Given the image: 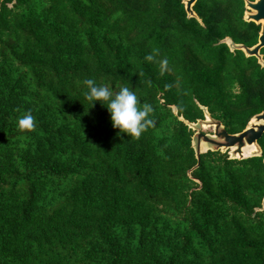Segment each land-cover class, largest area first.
<instances>
[{
	"label": "trees",
	"instance_id": "1",
	"mask_svg": "<svg viewBox=\"0 0 264 264\" xmlns=\"http://www.w3.org/2000/svg\"><path fill=\"white\" fill-rule=\"evenodd\" d=\"M193 9L0 0V264H264V134L260 156L198 160L180 119L205 106L239 133L264 111V65L224 41L252 47L261 24L246 0ZM86 79L132 88L153 124L120 133Z\"/></svg>",
	"mask_w": 264,
	"mask_h": 264
},
{
	"label": "water",
	"instance_id": "2",
	"mask_svg": "<svg viewBox=\"0 0 264 264\" xmlns=\"http://www.w3.org/2000/svg\"><path fill=\"white\" fill-rule=\"evenodd\" d=\"M197 0H184L186 10L189 16L198 17L197 13L193 9ZM247 8H251L252 11L245 13V19L248 21H254L262 25L259 42L253 46L248 47L243 44H237L233 40L229 39V45L232 49H241L248 56L254 55L258 57L259 62L264 65L263 55L260 50L264 47V0H246ZM205 112V118L199 119L196 122L186 120L183 116L180 119L185 121L195 133L193 135L192 144L196 151V156L200 160V156L203 152L208 150H221L222 152L229 151L231 158L243 159L251 156L262 155V148L259 144V139L264 134V111L256 114L248 123L247 127L239 133H230L224 126L221 120L213 118L208 108L202 106ZM176 112V107H174ZM255 119L259 121V124L252 123ZM256 124V125H255ZM214 127V133L203 132L204 128ZM248 145H256V149L249 155L244 153V148ZM199 164L194 166L189 172L195 169Z\"/></svg>",
	"mask_w": 264,
	"mask_h": 264
},
{
	"label": "clouds",
	"instance_id": "3",
	"mask_svg": "<svg viewBox=\"0 0 264 264\" xmlns=\"http://www.w3.org/2000/svg\"><path fill=\"white\" fill-rule=\"evenodd\" d=\"M147 61H153L154 56L149 54L145 57ZM167 61H162V68ZM83 97L91 107L99 102L110 114V121L113 128L119 129L120 133L127 134L132 138H139L152 124L150 114L153 108L150 104L140 105L137 94L132 88L122 86L113 90L105 85L97 84L94 79L84 80ZM17 128L20 131H30L34 128V118L30 112L17 120Z\"/></svg>",
	"mask_w": 264,
	"mask_h": 264
},
{
	"label": "rangeland",
	"instance_id": "4",
	"mask_svg": "<svg viewBox=\"0 0 264 264\" xmlns=\"http://www.w3.org/2000/svg\"><path fill=\"white\" fill-rule=\"evenodd\" d=\"M248 11H252V9L251 8H248ZM203 132L213 134L214 133V127L211 126V127H208V128H204L203 129ZM253 150H254V147L253 146H249V147H246L245 148L244 153L246 155H249L251 152H253Z\"/></svg>",
	"mask_w": 264,
	"mask_h": 264
},
{
	"label": "flooded vegetation",
	"instance_id": "5",
	"mask_svg": "<svg viewBox=\"0 0 264 264\" xmlns=\"http://www.w3.org/2000/svg\"><path fill=\"white\" fill-rule=\"evenodd\" d=\"M252 1H254V0H252ZM248 11V8H247V5H246V11H245V13ZM244 17H245V15H244ZM261 28H262V25H261ZM260 32H261V30H260ZM260 36V35H259ZM229 39L231 40V38H229V37H227L224 41L229 45ZM259 42V41H258ZM230 46V45H229ZM255 46V45H254ZM253 47V46H252ZM231 48V47H230ZM263 48V47H262ZM261 48V49H262ZM232 49V48H231ZM232 50H234V49H232ZM260 52H261V50H260ZM262 54V53H261ZM247 55V54H246ZM263 55V54H262ZM263 112V111H262ZM261 113V112H260ZM259 114V113H258ZM254 117V116H253ZM252 117V118H253ZM251 118V119H252Z\"/></svg>",
	"mask_w": 264,
	"mask_h": 264
},
{
	"label": "bare ground",
	"instance_id": "6",
	"mask_svg": "<svg viewBox=\"0 0 264 264\" xmlns=\"http://www.w3.org/2000/svg\"><path fill=\"white\" fill-rule=\"evenodd\" d=\"M253 120H254V121H253ZM253 120H252V123H256V124H259V123H260L259 121H256L255 119H253ZM262 122H264V120H263ZM256 124H255V125H256ZM249 146H253V147H254V150L256 149V145H248V146H246V147H249ZM246 147H245V148H246ZM245 148H244V150H245ZM254 150H253V151H254Z\"/></svg>",
	"mask_w": 264,
	"mask_h": 264
}]
</instances>
